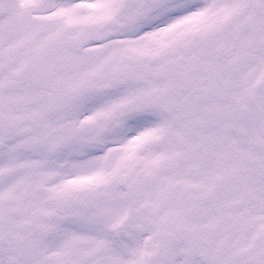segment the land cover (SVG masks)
Masks as SVG:
<instances>
[{
  "label": "snow or ice",
  "instance_id": "6c2138e0",
  "mask_svg": "<svg viewBox=\"0 0 264 264\" xmlns=\"http://www.w3.org/2000/svg\"><path fill=\"white\" fill-rule=\"evenodd\" d=\"M0 264H264V0H0Z\"/></svg>",
  "mask_w": 264,
  "mask_h": 264
}]
</instances>
